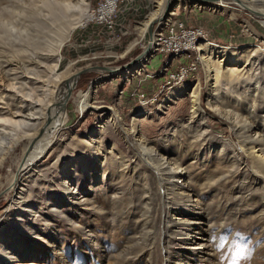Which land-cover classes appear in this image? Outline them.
Instances as JSON below:
<instances>
[{
    "label": "rangeland",
    "instance_id": "rangeland-1",
    "mask_svg": "<svg viewBox=\"0 0 264 264\" xmlns=\"http://www.w3.org/2000/svg\"><path fill=\"white\" fill-rule=\"evenodd\" d=\"M102 1L86 0L90 11ZM205 2L121 0L112 27L92 20L94 16L79 24L62 47L59 67L60 72L71 67L75 74L71 97L59 100L72 75L59 80L53 102L45 98L39 110L44 114L23 125L5 117L15 107L31 106L26 78L32 77L34 60L63 36L67 20L79 12L52 0H0V68L10 61L20 66L5 69L13 94L0 100V160L16 138L32 132L41 139L67 110L55 146L19 182L22 194L10 192L8 184L17 181L18 165L36 142L27 146L26 138L2 159L0 258L15 249L23 264H264V167L252 157L264 149L257 144L264 138V57L261 69L253 71L244 60L246 51L264 50V16L252 11L264 8V0H224L226 10L214 6L216 0ZM168 4L167 16L154 24L156 35L165 31L166 22H183L188 29L203 30L202 42L237 48L239 54L231 60H215L224 72L230 70L228 79L208 85L201 50L183 59L195 61L197 68L172 89L162 88L165 60L159 54L152 57L155 50L140 70L126 74L150 41L149 18L164 14ZM115 67L120 70L108 72ZM99 80L92 102L103 111H80L78 94ZM197 84L201 119L192 115L190 93ZM211 84L217 88L213 92ZM171 94L176 95L168 99ZM104 110L108 114L103 117ZM112 110L118 112V126ZM135 116L140 119L138 137L149 142L156 158L131 136ZM234 124L250 134L247 151ZM168 158L183 159L186 169L175 173L172 165H161ZM59 161V170L67 164L76 179L71 193L63 173L53 171ZM180 186L190 189V195H182ZM22 195L29 206L18 203ZM12 196L18 202L10 209ZM7 257L0 264H17L14 258L5 262Z\"/></svg>",
    "mask_w": 264,
    "mask_h": 264
},
{
    "label": "bare ground",
    "instance_id": "bare-ground-1",
    "mask_svg": "<svg viewBox=\"0 0 264 264\" xmlns=\"http://www.w3.org/2000/svg\"><path fill=\"white\" fill-rule=\"evenodd\" d=\"M52 1H55V2L59 3L61 5V7H65L67 9H69V10L78 9L79 13H72L73 15L71 16V18L69 20H67L66 25L62 29L63 36L59 35L57 38L53 39L50 47L48 49L46 48V50H45L47 52L46 53H40V55L37 56L38 60H34L36 62H35V64H34L32 69L35 72L33 70H32L33 72L31 70H28V72H32V77L31 78H26L25 77L27 84H29L31 86V89L29 88L30 90H28L29 94L27 95V96H29L28 98L30 100L32 99L31 103H30L31 106H28V108H27L29 112L26 111L27 109L22 110V109H19V108L15 107V110L11 109V110H9V113L7 114V118H9V119H7L5 117V121H7V122L19 123V124H23V125H26V124L31 125L30 124L31 121H28V118H29V120H31V118L33 116H35L36 114H40V115L44 114V113H39V110L42 109V104L44 103L45 98H47L48 101L53 102L52 100H54V95L56 93L55 91H57L58 88H59L58 84L64 79V77L66 78V77L72 75V77H70V79H68L66 81L67 87L64 88V90L62 91V94L60 95V97H59L60 99L59 100L67 101V99H69V97H71V89L74 86L73 80H74L75 74L73 76V72L71 70V67L69 69H66L65 71L60 72V70H59V67H60V64H61V59L60 58L62 56L61 55V50H62V47L65 44V42L70 38V36H71L72 32L75 30V28L79 24H82L85 21L93 18V16L95 18L96 12H95V10H93V11L89 10V3H87L86 0H52ZM196 2L198 4L206 3L205 1H200V0H196ZM246 4H247V7H250V6L253 7V5L250 2H247ZM159 5L161 7V3ZM213 5L216 6L217 8L223 9V10L228 9V7L226 5H224V0H218V1L214 2ZM114 7H115V2H109L108 6L105 7L104 9H105V11H108V10L110 11ZM252 11L258 16H262V15L264 16V8L259 9L258 6H257V8L253 9ZM162 14L163 13H161L160 16H158L157 14L151 15V17L149 18V24L148 25H150V23L153 20H157V17H159L158 19H161L162 18ZM69 17H70V15H69ZM169 22H166V23H169ZM249 27H251V25H249ZM204 39H206V37L200 39L201 41H199L197 49H198V51L201 50L202 53H203L202 54V59H203V62L205 64V70H206V73H207V78H208L207 79V83L209 85L210 81H212L214 79H217L218 80L217 82H222L221 78L222 77L227 78V76L229 75L230 70H226V72H224L221 69L220 64L218 65L215 62L216 58L221 57L222 59H219L221 61L231 60V57L232 56H236L237 54H239V51L236 50L237 48H231V47H228V46H220V45H217V44H215V43H213V42H211L209 40L205 41V42H202V41H204ZM157 42H158V39H156V38H153L152 40H150V43H148L146 45V47H145L144 54L142 52L143 56H142V54L140 55L141 57L137 61H135V63H133V65H131V68H128L125 71L126 74L131 73L132 70H137V68L140 70V66L145 61H147L149 59V57L152 55V52L156 49ZM256 48H253V49H251L249 51H246V54H245V59L244 60L246 62L245 64L248 63L249 66H250L249 71H253V70H256V69L257 70L261 69L259 67V63H260V61L263 62L264 50L256 49ZM34 61H33V63H34ZM234 61H237V60H234ZM168 63L169 62H167V64ZM7 66L10 67L9 70H13L14 69V70L17 71L18 68H20L18 62L14 63L12 61L7 62ZM7 66H2L0 68V100H6V99L10 100V96L13 94L12 93L13 91L9 92V90H8V88L10 86L6 85V81H7L6 77H9V73H8L9 70H7V71L5 70L7 68ZM23 67H24V65H23ZM23 69H25V68H23ZM107 69L109 70L108 72H118L120 70V68H116V67L115 68H110V69L107 68ZM112 69H115V70H112ZM260 71H262V70H260ZM231 72H232V69H231ZM253 74L254 73H252L250 76H252ZM255 74H256V72H255ZM59 80H60V82H59ZM258 83L260 84V82H258ZM12 85H14V84H12ZM99 85H100V80L92 88H89V89H87L85 91H82V92H80L78 94V97H77L76 100H77V105H78L80 111H89V110H94V109L102 110L103 109L101 106L93 104V102H92V100L94 99L95 93H96L94 88H96ZM200 86H201V84H197L195 86V88L193 89V91L190 93V96L192 98V108H193V110H192L193 114L192 115H193L194 118L196 116H199L200 119H201L202 117H204V112H203L202 106H201ZM212 86H213V89H212L211 92H213L215 89H217L216 86L211 84V87ZM67 88H68V90H65ZM175 95L171 94L168 99H170L172 97H175ZM23 97H25V95ZM25 98H27V97H25ZM212 98H215V97L212 96ZM215 103H217V102H215ZM117 113L118 112H116L115 110H112L111 115H110L111 117H113L112 121H113L114 125H116V126L119 125V116H118ZM106 114H108V113L104 110L102 116L104 117ZM19 115H23V118L21 117L20 119H17V117ZM66 118H67V110L63 109L61 111V113L58 114V118L55 119V121H54L55 123H54L53 129H51L49 131L46 130V132H44L42 134V138L41 139H37L38 135H36V133H32V132L24 133V135L16 138L15 141H13L11 143V145L6 149V153L2 154V157H1V160H0V168L2 167V164H3L2 159L4 158V156L8 155L12 150H14L15 146L18 143H21L26 138L29 141L27 146H29V144H31V141L32 142L33 141L36 142V144L33 146V149L31 151L27 152V154H28L27 157L22 159L23 161L20 162V164L18 165V170L17 171L19 173H18V176H17V181L16 182L9 181L8 186H9L10 192H13L15 194H17V192H18V193L22 194L21 189L18 186L19 182L24 179L23 176L26 173H29V175H30L31 168L36 165L37 160L40 159V157L45 154L46 150L47 149H51L53 146H55L57 137L61 135L60 134V129L61 128H59V127L62 126L67 121ZM139 121H140V119L137 116H135V118L133 119V128L131 130V136L134 138L135 142L137 140L139 148H141L144 151L148 152L150 156L152 155L153 157L156 158V156L154 155V153H155L154 150L152 148H150V146H149V142L146 141L144 138H142L140 136L138 137V135L140 133L139 129L137 130ZM252 124H250V125L248 124L250 128H251V126L254 125V124L253 125ZM233 128H234V130L236 129L235 132H237L238 134H241V135H239L241 137V139H242L240 144L246 150V147H248V145H249L248 137L250 136V134L248 135V134H246L245 131H243V129L245 128L244 126H240V128H239L238 126L236 127V125L234 124ZM255 128H256V126H255ZM27 130H29V129H27ZM253 131H255V130H253ZM205 132H204L205 135L208 134L206 130H205ZM204 139L206 141V138H203V140ZM258 143H259L258 146L264 147V138H262V137L259 138L257 140V144ZM250 148H254V146H250ZM26 150H28L27 147H26ZM26 150H25V152H26ZM252 157L255 158V162L260 163L264 167V149L261 150V153H259V154H256L254 152L252 154ZM171 159L169 160V158H168L167 163L163 162V163H161V165H164V164L172 165V167L169 168V169L174 171L175 173H176V171L178 169H186L185 167H182L183 164L185 163L183 161V159H175V161L173 160L174 163L171 161ZM60 162H62V161L57 162V164L55 163V166L53 167V171H56V172L60 173V171H61V170H59ZM61 166H63V165L61 164ZM69 172H70V169L67 168V164H66L64 166L63 172L61 171V173H63V177L67 179V184H68L67 185V192L71 193L72 189H74V187H75L73 185H76L77 182H76V179L74 178V176H71ZM212 175L216 176L217 173L212 174ZM234 175H236V174H234ZM171 176L175 177V175H171ZM211 178H212V176H211ZM234 178H236V177H233V179ZM164 181H165L164 185L166 186V181L170 182L171 180H169V178H168V180H164ZM171 183L174 184L173 181ZM2 184L3 183H0V190H2V186H3ZM164 189L169 190V188H166V187ZM179 190L181 191L182 195H185V196L190 195V189H186L185 187L180 186ZM18 196H20V195H18ZM26 197H24L22 195V197H21L22 199H20V201L18 202L17 200H15L14 196H12V200L10 202V209H11V206H15L16 202H18L20 205H21V203H25L27 206H29L31 201H28V199ZM11 215H12V211H11V213H9V212L5 213L3 215V219L1 220V222L4 223V221H6V219H9L11 217ZM9 254L12 255V256L9 255V257H7L8 255L6 253V254H3V256L0 259H2L4 257H7L6 261H5V262H7L11 258H14L17 264H23V262H22L23 260L20 258L19 254L17 253V251L15 249H13L11 252H9Z\"/></svg>",
    "mask_w": 264,
    "mask_h": 264
},
{
    "label": "built area",
    "instance_id": "built-area-1",
    "mask_svg": "<svg viewBox=\"0 0 264 264\" xmlns=\"http://www.w3.org/2000/svg\"><path fill=\"white\" fill-rule=\"evenodd\" d=\"M120 1L103 0L94 9L96 16L93 20L99 23H106L112 27V19L118 9ZM109 2H115V7L110 11H105L104 8L108 6ZM166 26L165 31H158L157 35L154 30L158 42L152 56L156 57L159 54L162 62L165 60L162 66V72H165L164 82L162 84L164 90L171 89L180 84L197 68L195 61L186 63L183 59L192 57V53L198 50L197 47L199 41H201L200 39L205 38L203 30L199 28L188 29L183 22H169ZM167 62L169 63L167 64ZM138 96L145 98V93L139 92Z\"/></svg>",
    "mask_w": 264,
    "mask_h": 264
},
{
    "label": "water",
    "instance_id": "water-1",
    "mask_svg": "<svg viewBox=\"0 0 264 264\" xmlns=\"http://www.w3.org/2000/svg\"><path fill=\"white\" fill-rule=\"evenodd\" d=\"M200 1H207V0H200ZM217 1V0H216ZM172 6L170 4L167 5L166 7V11L165 13L163 14L162 18H165L167 16V14L169 13V11L171 10ZM157 20H153L150 25H149V30H148V34H149V37L150 39L153 37V34H154V24ZM141 55V54H140ZM140 55H138L135 59L131 60V61H134L136 59H138L140 57ZM84 70H81V72H83Z\"/></svg>",
    "mask_w": 264,
    "mask_h": 264
}]
</instances>
